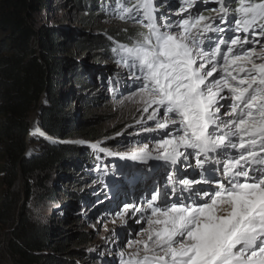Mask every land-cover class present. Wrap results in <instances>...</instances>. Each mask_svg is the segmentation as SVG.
I'll use <instances>...</instances> for the list:
<instances>
[{"label":"snow or ice","instance_id":"6c2138e0","mask_svg":"<svg viewBox=\"0 0 264 264\" xmlns=\"http://www.w3.org/2000/svg\"><path fill=\"white\" fill-rule=\"evenodd\" d=\"M163 7L115 0L113 9L138 27L111 51L149 135L126 152L90 145L160 177L140 203L116 211L122 224L140 225L121 264H264V0ZM141 177L140 169L125 175L132 184Z\"/></svg>","mask_w":264,"mask_h":264},{"label":"trees","instance_id":"16d2710c","mask_svg":"<svg viewBox=\"0 0 264 264\" xmlns=\"http://www.w3.org/2000/svg\"><path fill=\"white\" fill-rule=\"evenodd\" d=\"M81 2L89 19L115 17V0ZM35 3L45 6L43 0H0V253L10 264H74L57 259L68 249L65 239L58 240L51 220L34 224L19 202L33 188L44 193L38 201L53 200L54 192L47 183L56 168L84 170L98 164L90 148L61 142L70 137L95 139L102 134L89 126L90 121L78 125L64 112L65 103L58 93L60 80L70 78L82 90L92 84L80 65L60 59V53L73 46L82 52L103 50L114 59L113 40L127 42L138 27L122 24L106 30L105 36L86 35L62 46L53 32L36 28ZM34 113L40 131L52 141L39 139L40 152L32 155L27 153V135ZM78 239L80 244L88 242L85 235Z\"/></svg>","mask_w":264,"mask_h":264},{"label":"rangeland","instance_id":"374dc122","mask_svg":"<svg viewBox=\"0 0 264 264\" xmlns=\"http://www.w3.org/2000/svg\"><path fill=\"white\" fill-rule=\"evenodd\" d=\"M80 2L81 0H43L44 8L42 4L35 3L33 20L36 28L53 32L63 46L67 40L72 41L86 35L105 36V31L114 26L128 24L137 27L116 17L89 19ZM170 2L175 3L176 0ZM157 3L160 10L164 11L163 0H157ZM216 6L214 3L207 5L208 8ZM201 10L203 11V5ZM210 14L207 12V15ZM59 58L80 65L84 76L90 77L92 86L83 90L72 83L70 78H62L58 93L65 103L64 112L76 124L90 121L89 126L103 135L97 143L114 153L126 152L129 146L149 135L137 123L142 119L141 113L137 111L139 105L128 99L132 85L126 79V69L99 49L82 52L70 46L60 53ZM99 78L101 81H98ZM116 81L118 83H114ZM112 88H115V92L110 91ZM144 118L146 119V114ZM30 124L27 153L33 155L40 152L42 144L39 139L50 141L38 133L31 134L39 128L37 113L32 115ZM147 124L151 125L152 122ZM73 140L78 139L70 137L61 142L72 144L70 142ZM85 147L78 146L79 149ZM92 151L94 155H100L98 162L105 164L106 173L100 171L99 165L94 168L86 166L84 170L69 166L64 169L56 168L47 183V188L54 192V199L38 201V197L44 193L33 188L30 196L21 199L19 205L24 206L23 213L34 224H44L51 220L58 240H66L64 243L68 252L56 256L60 261L74 264H121V253L129 251L128 241L141 238L140 225L134 223L133 217L122 224L116 218V211L123 203H140L146 194L145 187H151L160 177L158 172H153L149 166L139 162L125 161L118 156L109 157L93 149ZM152 163L155 162H149ZM110 164L113 166L110 167ZM130 169L141 170L142 177L136 184L125 179ZM2 193L0 181V195ZM79 235H85L88 242L80 244ZM0 264H10L1 253Z\"/></svg>","mask_w":264,"mask_h":264},{"label":"water","instance_id":"95a60500","mask_svg":"<svg viewBox=\"0 0 264 264\" xmlns=\"http://www.w3.org/2000/svg\"><path fill=\"white\" fill-rule=\"evenodd\" d=\"M29 135H30V134H29ZM102 136H103V135H101V136H99L98 138H95V139H84V138H80V139H78V140H83V141H85L84 144H75L74 141H76V140H73V141H71L70 143H72V144H74V145H76V146H90L92 143H97V141H99L100 139H102ZM43 137H44L45 139H48L50 142L52 141L51 139L45 137L44 135H43Z\"/></svg>","mask_w":264,"mask_h":264}]
</instances>
